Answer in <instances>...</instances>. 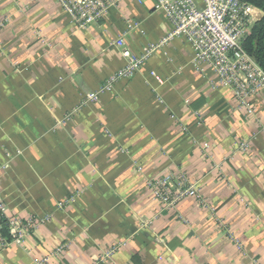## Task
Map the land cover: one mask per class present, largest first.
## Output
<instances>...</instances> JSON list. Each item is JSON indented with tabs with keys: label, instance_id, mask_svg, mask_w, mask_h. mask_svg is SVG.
<instances>
[{
	"label": "crops",
	"instance_id": "crops-1",
	"mask_svg": "<svg viewBox=\"0 0 264 264\" xmlns=\"http://www.w3.org/2000/svg\"><path fill=\"white\" fill-rule=\"evenodd\" d=\"M113 2L82 26L0 0V219L21 224L0 264H264L263 95L246 113L154 0ZM119 39L154 52L88 102Z\"/></svg>",
	"mask_w": 264,
	"mask_h": 264
},
{
	"label": "built area",
	"instance_id": "built-area-1",
	"mask_svg": "<svg viewBox=\"0 0 264 264\" xmlns=\"http://www.w3.org/2000/svg\"><path fill=\"white\" fill-rule=\"evenodd\" d=\"M75 21L87 26L97 21L112 6L113 0H59ZM145 1V0H138ZM157 10L165 13L172 29L166 40L180 37L193 51V64L201 71L211 70L218 84L232 91L237 105L246 113H255V98L264 97V70L244 48L243 40L258 18L254 5L242 0H154ZM261 10V9H259ZM165 42V41H164ZM121 48L124 66L111 75L99 91L87 95L88 102H97L103 90L122 78H130L145 64L154 49L136 53L123 39L115 42ZM0 164V170H2ZM164 184V183H163ZM153 188L155 199L169 202L173 195L161 183ZM14 235L20 231V222L7 224ZM9 239L0 226V253ZM115 247L108 251L114 252ZM255 264H261L256 262Z\"/></svg>",
	"mask_w": 264,
	"mask_h": 264
},
{
	"label": "trees",
	"instance_id": "trees-1",
	"mask_svg": "<svg viewBox=\"0 0 264 264\" xmlns=\"http://www.w3.org/2000/svg\"><path fill=\"white\" fill-rule=\"evenodd\" d=\"M263 11V16L257 20L243 40L244 48L255 58L264 70V0H242ZM0 223L4 226L3 234L8 236L7 220L2 218Z\"/></svg>",
	"mask_w": 264,
	"mask_h": 264
},
{
	"label": "bare ground",
	"instance_id": "bare-ground-1",
	"mask_svg": "<svg viewBox=\"0 0 264 264\" xmlns=\"http://www.w3.org/2000/svg\"><path fill=\"white\" fill-rule=\"evenodd\" d=\"M253 11H255V15H256L258 18H260L261 15H262V13H263V11H261V10H259V9H254Z\"/></svg>",
	"mask_w": 264,
	"mask_h": 264
},
{
	"label": "rangeland",
	"instance_id": "rangeland-1",
	"mask_svg": "<svg viewBox=\"0 0 264 264\" xmlns=\"http://www.w3.org/2000/svg\"><path fill=\"white\" fill-rule=\"evenodd\" d=\"M254 13H255V11H254ZM259 20V19H258Z\"/></svg>",
	"mask_w": 264,
	"mask_h": 264
}]
</instances>
